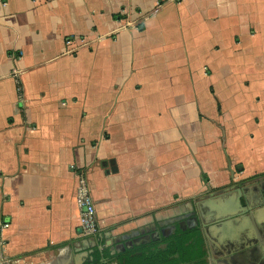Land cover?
<instances>
[{
	"label": "crops",
	"instance_id": "obj_1",
	"mask_svg": "<svg viewBox=\"0 0 264 264\" xmlns=\"http://www.w3.org/2000/svg\"><path fill=\"white\" fill-rule=\"evenodd\" d=\"M79 169L113 238L264 188V0H0V264H89Z\"/></svg>",
	"mask_w": 264,
	"mask_h": 264
},
{
	"label": "water",
	"instance_id": "obj_2",
	"mask_svg": "<svg viewBox=\"0 0 264 264\" xmlns=\"http://www.w3.org/2000/svg\"><path fill=\"white\" fill-rule=\"evenodd\" d=\"M260 195L259 200L255 204L249 202L247 204L244 202L247 199L246 195L243 194L241 188H237L231 194L232 201L221 202L219 199H209L203 202H196L195 209L197 210V217H193L194 226L188 228H202L203 238L206 242L210 243L212 248H216V250H219L221 247H227L231 253L239 250L236 247L238 243L234 242V234L232 236H225V234H229L227 231L231 229L238 234L242 232L246 233V237L248 233L250 241L252 240L251 245H262L261 243H264V196L261 193ZM206 203L209 205V209L204 213L202 211V205ZM216 229L220 230V233H214ZM237 230L239 231L237 232ZM90 241L92 242L93 239H90ZM116 243H120V241H116ZM121 245L124 246L122 242ZM84 251L86 252L84 255H87V250Z\"/></svg>",
	"mask_w": 264,
	"mask_h": 264
},
{
	"label": "trees",
	"instance_id": "obj_3",
	"mask_svg": "<svg viewBox=\"0 0 264 264\" xmlns=\"http://www.w3.org/2000/svg\"><path fill=\"white\" fill-rule=\"evenodd\" d=\"M164 244V248L158 246ZM98 252V253H97ZM90 264H205L204 238L198 228L181 230L150 245H139L110 255L97 251ZM113 261V263H111Z\"/></svg>",
	"mask_w": 264,
	"mask_h": 264
},
{
	"label": "flooded vegetation",
	"instance_id": "obj_4",
	"mask_svg": "<svg viewBox=\"0 0 264 264\" xmlns=\"http://www.w3.org/2000/svg\"><path fill=\"white\" fill-rule=\"evenodd\" d=\"M241 190H242L243 194H245L247 197V199H245V201H244L246 203L249 202L251 204H255V202H257V200L254 199V196L258 193L259 194L261 193L264 196L263 185H261L258 182L256 183L253 180H248L244 184V186H242ZM241 202H243V201L241 200ZM192 218L193 217L190 215V217L186 218L185 220L177 222L175 224L174 232L180 228L181 229L183 228V230H188L189 229L188 227L193 226V224H194L193 223L194 221L192 220ZM199 224H200V222H199ZM194 228L199 229V227H194ZM160 229L161 228H159L157 225H156V227L153 225L152 226L150 225V226H147V227H144L141 229H137V231L133 232L131 235L128 234V236H126V235L119 236L118 239L111 237L107 232H98L95 236L91 237L93 239L92 242L88 239L84 240L85 242H87L88 246L90 245L89 248H87L88 254L85 255L84 257L87 258L86 261H89V264H90L93 262L94 254L97 251H99V252L107 251L110 255L114 256L116 254L124 252L125 249H129V248H132L134 246L150 245L153 243H157L161 239L164 238L162 236V233L160 232ZM191 229H193V228H191ZM199 230L202 234V228ZM174 232L172 234H174ZM116 241H120V243H116ZM121 242L124 243V246L121 245ZM251 242H252V240L250 241V237L247 233V237L244 234L243 238L238 242L240 244H237L236 247H238L239 250L243 249L245 247V249L243 251H248L247 252L248 262L246 264H264V243L262 245L254 246V245H251L252 244ZM247 243H249V244H247ZM90 250H92V251H90ZM211 250L215 251L216 248L210 247V244H209V251H208L209 253L208 254L206 253V255H205L206 261L210 257V251ZM218 251H220L222 254L229 253V251L227 250L226 247H221ZM111 263H113V261H111ZM241 264H245V263H241Z\"/></svg>",
	"mask_w": 264,
	"mask_h": 264
},
{
	"label": "built area",
	"instance_id": "obj_5",
	"mask_svg": "<svg viewBox=\"0 0 264 264\" xmlns=\"http://www.w3.org/2000/svg\"><path fill=\"white\" fill-rule=\"evenodd\" d=\"M78 175L81 174V170H77ZM83 179L80 181V185L77 189L78 193V207L80 209V225H79V235L85 239H92L99 231L98 224L96 222L94 203L91 201L88 189H87V179L85 175L81 176ZM6 228L5 223H0V244H1V232L2 229Z\"/></svg>",
	"mask_w": 264,
	"mask_h": 264
},
{
	"label": "rangeland",
	"instance_id": "obj_6",
	"mask_svg": "<svg viewBox=\"0 0 264 264\" xmlns=\"http://www.w3.org/2000/svg\"><path fill=\"white\" fill-rule=\"evenodd\" d=\"M244 249L245 248L240 249L236 251L235 253H231V251L227 248L229 253H225V254H222L220 252L221 250L220 251L212 250V253L210 254V258L209 260L206 261L205 264H239V263L246 264L248 262V259H247L248 251H243Z\"/></svg>",
	"mask_w": 264,
	"mask_h": 264
},
{
	"label": "bare ground",
	"instance_id": "obj_7",
	"mask_svg": "<svg viewBox=\"0 0 264 264\" xmlns=\"http://www.w3.org/2000/svg\"><path fill=\"white\" fill-rule=\"evenodd\" d=\"M208 209H209V205L208 204L206 206H205V204L202 205V211L204 213H206L208 211ZM227 226L230 227L229 225H227ZM230 229H231V227H230ZM217 232L220 233V230H217V229L214 230V233H217ZM227 233H230V230H228Z\"/></svg>",
	"mask_w": 264,
	"mask_h": 264
}]
</instances>
